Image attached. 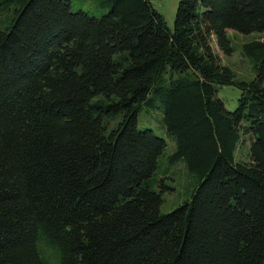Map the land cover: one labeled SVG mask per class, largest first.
Instances as JSON below:
<instances>
[{"label":"trees","instance_id":"trees-1","mask_svg":"<svg viewBox=\"0 0 264 264\" xmlns=\"http://www.w3.org/2000/svg\"><path fill=\"white\" fill-rule=\"evenodd\" d=\"M230 30L264 0H180L173 29L152 0H0V264H264V41L241 79ZM168 141L196 184L164 214Z\"/></svg>","mask_w":264,"mask_h":264},{"label":"rangeland","instance_id":"rangeland-1","mask_svg":"<svg viewBox=\"0 0 264 264\" xmlns=\"http://www.w3.org/2000/svg\"><path fill=\"white\" fill-rule=\"evenodd\" d=\"M72 2L74 11H78L80 8V0H72ZM152 2L155 8L164 15L169 28L173 29L180 0H152ZM87 5L83 6L89 7ZM9 17V14L1 17L4 28L8 26ZM228 37L233 47L231 56L223 54L218 49L216 42L214 43L215 51L219 55L221 63L235 72L239 78L251 80L254 77V73L250 61L243 54V46L253 41H264V33L242 35L230 30L228 31ZM234 92L238 93L234 87H227L223 92V98L229 109H234L236 106V101L232 95ZM149 126L161 138L166 139L168 137L164 130L157 125L155 119L150 118ZM141 129L145 128L141 127ZM251 142L252 139L249 136L243 138L235 154L237 162L250 163ZM173 149V142L168 141V149L159 160L158 169L150 182L153 190L163 195L164 204L162 206V212L164 214L172 212L184 201L188 200L196 184V180L189 175L184 163H178L176 165L169 163V157Z\"/></svg>","mask_w":264,"mask_h":264}]
</instances>
